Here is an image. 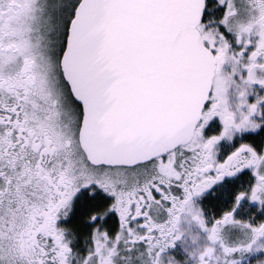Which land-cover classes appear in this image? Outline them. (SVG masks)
Returning a JSON list of instances; mask_svg holds the SVG:
<instances>
[{
	"label": "snow or ice",
	"instance_id": "6c2138e0",
	"mask_svg": "<svg viewBox=\"0 0 264 264\" xmlns=\"http://www.w3.org/2000/svg\"><path fill=\"white\" fill-rule=\"evenodd\" d=\"M0 264H264V0H0Z\"/></svg>",
	"mask_w": 264,
	"mask_h": 264
}]
</instances>
